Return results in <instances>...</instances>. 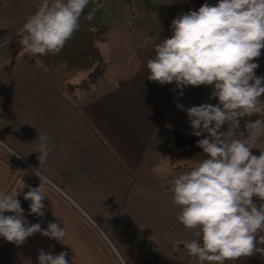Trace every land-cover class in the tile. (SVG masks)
Segmentation results:
<instances>
[{
    "label": "crops",
    "instance_id": "crops-1",
    "mask_svg": "<svg viewBox=\"0 0 264 264\" xmlns=\"http://www.w3.org/2000/svg\"><path fill=\"white\" fill-rule=\"evenodd\" d=\"M41 2L0 0V142L17 154L0 146V193H20L17 199L29 226L39 223L43 230L54 222L67 235L61 243L37 232L19 246L0 237V264H38L40 249L53 255L67 252L69 264H199L192 256L188 263L181 251L163 250L161 239L170 237L180 246L194 239L177 219L180 208L173 203L171 187L178 164L191 169L205 158L194 145L207 134L191 135L186 109L219 101L210 99L211 85L186 86L181 95L175 82L148 80L146 64L155 55L154 44L172 35L175 18L218 0H150L152 18L141 42L134 41L129 27L115 31L113 48L133 50L129 62L111 66L106 58L100 81L73 90L67 86H77L87 75L31 63L18 43L16 33ZM110 35L108 29L106 41ZM13 40L14 46L3 51ZM254 62L259 65L256 75L264 76V49ZM259 118L264 116L240 118V130ZM226 130L224 125L221 131ZM169 134L184 135L191 144ZM40 135L50 138L52 148L41 166L35 151ZM261 150L264 138L252 153ZM39 167L49 181L43 217L30 214L31 201L24 199L29 187L41 183L33 173ZM21 183L29 187L21 190ZM254 202L261 203L255 197ZM260 236L264 232L257 234V248H264ZM250 261L264 264V253L226 264Z\"/></svg>",
    "mask_w": 264,
    "mask_h": 264
},
{
    "label": "clouds",
    "instance_id": "clouds-1",
    "mask_svg": "<svg viewBox=\"0 0 264 264\" xmlns=\"http://www.w3.org/2000/svg\"><path fill=\"white\" fill-rule=\"evenodd\" d=\"M90 0H42L16 33L18 43L31 55H56L80 28L79 19ZM98 7L102 6L98 3ZM91 21L95 13L85 17ZM172 35L154 44L155 55L147 60L148 80L160 85L175 82L177 88L213 86L210 99L219 103L186 109L191 135L200 137L197 146L205 158L172 182V199L180 211L178 221L191 230L194 239L184 247L200 264H226L257 252V234L264 232V150L252 153L264 138V76L256 75L254 62L264 49V0H218L205 3L171 22ZM151 41L152 37H147ZM177 107L183 110L182 105ZM227 125L226 131L221 128ZM35 151L43 164L51 152L50 138L38 137ZM10 155H17L0 142ZM40 179L38 187L23 183L24 199L31 201L30 214L43 217L44 186L48 178L33 169ZM16 190L0 193V237L17 246L37 232L63 243L67 231L57 223L41 229L28 225ZM254 197L261 201L259 205ZM12 215H5V213ZM264 243V236L259 237ZM65 251L57 255L39 250L38 264H69Z\"/></svg>",
    "mask_w": 264,
    "mask_h": 264
},
{
    "label": "rangeland",
    "instance_id": "rangeland-1",
    "mask_svg": "<svg viewBox=\"0 0 264 264\" xmlns=\"http://www.w3.org/2000/svg\"><path fill=\"white\" fill-rule=\"evenodd\" d=\"M149 1L150 0H90L89 4L86 6V10L88 11H98L101 14L103 22L111 31L109 41H106L107 39L105 41H96V45L101 51L103 58L109 59L111 66L112 64L119 65L121 63L129 62L128 59H130V57L132 56L131 52L133 51L129 50L128 48H113L112 44H114L118 40V35L117 33H115V31L119 30L120 27H129L133 30L132 32L134 41L141 42L142 37L144 35L143 31L145 29H149V22L152 18L150 13V8L152 4ZM98 3L102 6L98 7ZM14 42L15 40L11 41L9 45H6L3 51L7 50L11 46H14ZM2 67L3 65L0 64V69ZM80 72L87 75L86 70H82ZM194 146L198 147L197 145ZM259 154L260 151H257L256 155L258 156ZM170 163L171 161L169 157V164ZM175 168L178 174L190 170V167H188L186 163H183L181 165L178 164ZM137 237H139V234ZM138 240L139 239L137 238V241ZM161 241V245H163V250L171 254H176V252L180 253L181 251L184 259L187 262L191 259V256L189 255L187 249L184 247L185 241L183 242V244H181V246L177 241L175 242L170 237L163 238L161 239Z\"/></svg>",
    "mask_w": 264,
    "mask_h": 264
},
{
    "label": "trees",
    "instance_id": "trees-1",
    "mask_svg": "<svg viewBox=\"0 0 264 264\" xmlns=\"http://www.w3.org/2000/svg\"><path fill=\"white\" fill-rule=\"evenodd\" d=\"M94 12L95 18L91 21L85 17L88 13ZM80 28L69 40L64 48L56 55H31L25 54L24 58L31 63H39L45 69L52 70L58 67H64L69 71H87L86 78L77 86H67V89L73 90L75 87H86L96 84L100 81L107 69V63L101 54L96 41H105L107 39L108 27L103 22L101 14L96 10H84L79 19ZM172 139H180L179 142L191 144L184 135L169 134ZM247 264H260L255 261Z\"/></svg>",
    "mask_w": 264,
    "mask_h": 264
}]
</instances>
